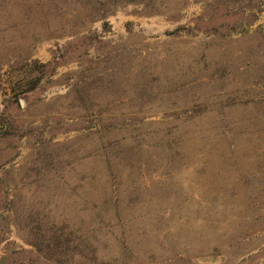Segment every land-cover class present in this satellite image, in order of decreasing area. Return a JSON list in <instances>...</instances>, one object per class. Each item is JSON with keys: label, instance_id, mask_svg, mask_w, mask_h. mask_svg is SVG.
I'll list each match as a JSON object with an SVG mask.
<instances>
[{"label": "rangeland", "instance_id": "rangeland-1", "mask_svg": "<svg viewBox=\"0 0 264 264\" xmlns=\"http://www.w3.org/2000/svg\"><path fill=\"white\" fill-rule=\"evenodd\" d=\"M0 264H264V0H0Z\"/></svg>", "mask_w": 264, "mask_h": 264}]
</instances>
